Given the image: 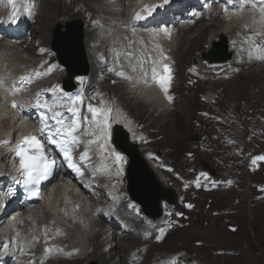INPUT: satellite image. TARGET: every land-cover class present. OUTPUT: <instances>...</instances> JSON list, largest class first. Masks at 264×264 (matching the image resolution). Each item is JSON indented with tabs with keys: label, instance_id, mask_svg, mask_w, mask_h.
Returning <instances> with one entry per match:
<instances>
[{
	"label": "rangeland",
	"instance_id": "374dc122",
	"mask_svg": "<svg viewBox=\"0 0 264 264\" xmlns=\"http://www.w3.org/2000/svg\"><path fill=\"white\" fill-rule=\"evenodd\" d=\"M41 1L39 2L40 4L38 3L40 6H38L39 8L37 11L36 18L35 20H33L30 26V29H29L31 36L28 38L25 36L24 42L22 44H17V43L8 44L7 41H4V43H1L2 45L8 46L9 48L13 47L11 49H8L2 46V48L11 51V54L14 53V56L9 55V54L0 56V62L2 60L1 63L4 64V66L0 67V73H1L0 77L1 78L5 79L6 77H11L15 75L17 76L23 72H26L28 66L32 67V64H34V62H37L36 58L38 56V53L40 52L47 51L49 52V57H52L53 55L55 56V54H53V52L51 53L50 51L52 49V44L54 43V37L55 35H57L58 40L61 43V41L63 40V37L67 33V26L71 22L79 21L83 27L86 25V22H87L86 18H82L81 14H77L79 11L81 13L85 12L84 17H87L89 14V12H87V8L84 7L83 3H80L82 0H41ZM106 1H103V2L105 4L106 3L109 4V2H106ZM123 2H124V5L116 7V8L110 7L109 11L120 10V12L122 11L121 13H126V11L133 5V3H132V0H123ZM50 3H53V4H50ZM48 6L53 7L52 13L56 14L55 15L56 22L52 26V29L50 30V36L48 35L49 40L43 42L41 39V34L39 32V29H40L39 22H40V15L42 14L43 10H45V8ZM0 13L2 16H4L6 14V11L1 12L0 10ZM65 13H67V15H64ZM72 14L74 15V17L69 18L70 16H73ZM214 14L215 13H212V15ZM37 18H39V20ZM97 18L98 17L96 16V19ZM104 19L105 18L103 17V20L102 19L101 20L104 21ZM126 20H127V17H126ZM203 23L204 25L200 24L201 28L207 25L209 21L204 20ZM95 24L93 22L92 23L93 27L91 26L92 31L95 28V37L93 41L94 43L92 42L91 44L89 42V45H90V49H92L93 51L91 52L92 60L97 64V59H95L94 57L97 53V50L99 48L101 49L102 42L108 43L109 41V38L107 39L104 37L96 36V35L101 36L99 31H101V33H104L106 36H109V37H113V36L118 37L119 40L117 42L120 41L121 35H124L125 33L124 31H121L123 34L120 35V30L117 28L114 30L113 29L107 30L108 33L106 34L105 33L106 27L104 25L98 26L96 28ZM179 28L177 27V29ZM193 34H195L194 37L197 35L195 32H193ZM180 35H182V33H180ZM95 39L97 41H95ZM43 43H45L44 45H46V47L49 43L48 46L50 48H43L41 46ZM81 43H82L83 53H84L83 54L84 55V66H86L87 74L89 73L87 76L88 81L90 82L92 80V83H93L95 81V77L91 76L92 72L90 71L92 61H90V59L88 58L85 45H83V36H82ZM220 43H221L220 37L212 39V45L220 44ZM114 44L116 45V43ZM63 45L64 43H62V46ZM212 45L208 42L207 44L202 43V45L200 46L198 50L193 49L192 52L190 53V56L186 58L185 63L183 64L184 65L183 68L181 67V72L180 73L176 72V75L178 74L179 76L178 75L176 76V80L174 84L175 87L173 86V89L171 91V95L175 97L174 99L175 105L174 107L171 108L172 110L174 109V111L167 118V120L169 121L168 127L172 128V130L174 129V131L178 130V136L181 139V141L176 140L175 151H173V146H171L172 144H169L172 134H169L166 130L163 131V129L159 125L162 122H158L156 119L158 118V115L164 110L163 107H160V106L157 107L152 104L151 106H149L150 103L146 102L148 110L145 113H140L139 110L136 109L135 111V109H132L131 107L126 106V104L123 103L122 100L119 98V94L115 95V92L105 91L103 90V87H99V85H97V87L100 88L101 91L103 90L104 93H106V96L109 98L111 104L112 102L115 104L114 106L116 108V113L113 114L114 111L113 110L111 111V114H110L111 121L114 123L119 122V121L122 122L126 118V122L128 123L129 126L133 128V131L136 133L137 138H134L135 140L131 142L139 146L140 155H138V158L140 160H138V163H139L140 168L142 166V172H144V174L148 173L146 175L148 179L151 180V178H149V175H150V177H152L157 182L160 188V191L162 193H163V190H169L172 193V197L169 198V200L172 201L171 203L166 202V200H159L157 205H155L154 203L151 202L150 204L151 209H149V212L147 213L146 211L143 210V205H141L136 199H133L130 195L128 171L126 169H123L120 166H117L118 164H116L115 167L113 168V170H116V171H113L112 169L106 170L107 172H112V171L114 172V173L112 172V176L110 178L117 176L120 179L118 183V187L120 186L119 189H121L122 191V194H120V196L121 198H123V200H121L123 203H122V206H116V208H117V211L121 210L119 212V218L120 219L122 218L121 220L127 223V225L129 226L128 232L125 234H121V235H127V236H130L131 238L136 239L134 240L135 242L133 246L131 247V248H136L135 253L131 255V257L133 258L132 260H135L136 264H140L141 262H142L141 264H160L165 259L169 261L168 264H173V262L175 264V259L177 255L180 256V261H181L180 264H204V263L205 264H225L226 262L223 260V256L226 258L227 257H237L241 247L247 246L246 241L238 245V243H240L238 242L240 238L258 237L260 239L261 237L262 238L264 237V197H263L264 193L263 194L259 193L257 190V186L264 184V164L262 163V161H257L256 164L252 163V160L256 156H264V130L261 131L260 135H258L253 130L249 129L250 124H252L254 121L252 117L256 113L261 112L260 109L264 107V97H257V96L256 97L255 96L237 97L236 95L229 94L228 92H223V89L225 88V86L222 85V81H229L230 80L229 78L226 79V76H221L219 78H216L210 75H205V72L201 76H199L197 71L192 70V69L197 68L194 66L200 63L202 54L204 53H206V55L210 54V52L214 48ZM226 46L228 47L229 44ZM176 47L177 45L175 46V48ZM15 48H17L18 52L15 51ZM227 51L229 50L227 49L226 53ZM114 55L115 54L113 53L110 54L111 57H114ZM43 58L46 59L47 56H44ZM48 62L49 61H47V63ZM220 64L221 63H218V64H207L206 63L205 65H206V69L210 71V74L212 73L211 75L215 76V73H216L215 70L221 67ZM79 65L83 67V63L81 61ZM52 66L53 68H55V74H53L51 81L48 83V85L58 84L62 78L67 77L66 74L64 75V72H63L64 69L61 68V70H59V65L57 64V61L55 58L52 59ZM114 67H116V65H113V68ZM3 74H5V76ZM50 74L51 73L49 71H46L45 76L48 77ZM227 76L232 77V75L230 74ZM12 78H9L8 80L10 79L14 80ZM37 78L38 79L35 82L34 81H32L33 83L31 82L30 86L23 85V87H20V88H23L24 90L21 89L19 91H16L14 93V95L16 94L15 96L13 97L10 96L12 98H11V102L9 103L12 104L13 101H15L17 104L25 106L26 104L24 102L25 98H30V97L34 98V95L37 93V91H40V88L43 87L42 82L44 81V78H41L40 76L39 77L37 76ZM213 82L217 84V87H216L217 92H215V94H208L207 92L208 85ZM111 84L113 85L111 87L118 86L114 84L113 82L111 83L106 82L104 85H111ZM239 85H240V81H235L234 86L232 87L235 88L236 86H239ZM120 86L124 87L123 85H120ZM35 89L37 91H35ZM121 89H123L122 91L123 93H128L126 91V88H121ZM129 90H131L130 87H129ZM132 95L134 94H130V95L128 94L126 96L130 98V96L132 97ZM135 97L137 98V100L143 101L138 96H135ZM208 97L210 98L207 102ZM131 99L132 98H130V100ZM182 104H184L186 108L182 109ZM209 104L211 105V107ZM10 111H12V109L11 108L8 109V107L0 108V134H1V131H3L5 127L1 124V122L5 120V118L3 119L2 115L4 113L5 114L10 113ZM218 113L223 119L222 122L221 121L218 122L216 121L217 119H213L209 117L211 116V114L218 115ZM149 114L152 117L151 120L148 119ZM144 116H146L147 118ZM115 117L117 118V121ZM158 120L164 121V119L162 120L160 118H158ZM142 123L145 125L143 126ZM101 124L102 123L97 125L96 128H100ZM187 128L189 129L187 130ZM92 133H93L92 140L96 141L97 138L99 137L100 132L99 130H93ZM140 134H142V136H140ZM228 134H229V137L225 138V136ZM156 137L158 138L156 139ZM155 139L157 142L153 141ZM243 141H244V145H243ZM179 142H181V144ZM95 150L97 154L99 153L102 154V151L99 150V147L97 144L95 145ZM249 152L252 153L250 163H248L249 157L244 158V156L248 155ZM188 153L189 155L193 154V156L189 158L186 157L185 154H188ZM236 156H239V157H236ZM235 159L239 160L240 165L231 166V164L229 163H234ZM98 160H100V157ZM97 162L98 161L93 162L92 160H90L89 165H87V169L89 172L87 170L85 171L86 175H88L89 173L90 174L95 173V175H99V180H101L99 184L102 185L101 192L97 193L96 191L95 194H93L90 197L91 199L90 203L94 200L91 203L92 208H94V206L97 207L99 204L108 202L107 200L101 202L100 196H102L103 193L107 195V192L104 190L107 188L108 180L110 178H104L105 179L104 180L102 177L100 179V176H103V172L101 169L104 170V167H102V164H101V165H98L99 167L97 168L96 167ZM130 163H131V159L129 157L128 166H125V167H128L129 169ZM165 163L172 167L171 168L172 171L170 169H165L166 166H163V164ZM154 167L156 168V170L154 169ZM259 168L260 170L258 171ZM174 170L177 173H181L183 171L189 172L190 170H193V172L197 174L195 178H196V181L199 180L200 186L203 187V189H207V190L215 189V194L206 192V193H200L199 196H195V194L186 192L185 190L182 189V187L177 182H175L173 178V173H176V172ZM203 171L205 172L208 171L209 173H211L212 177L216 178V179L214 178L213 181H217V182L212 183V181L211 182L204 181L206 183L203 184L202 182L205 179L203 178V176H201L198 173V172H203ZM119 174H121L122 176ZM228 178L229 179L231 178L230 180L233 182V184H231L229 181H226ZM218 180H221V181H218ZM96 186L97 185H95V187ZM68 189H69V193H72L73 195L71 185H68ZM94 190H97V189L95 188ZM233 190L234 191L236 190L235 193ZM78 197H81V196H78ZM64 199H65L64 203L67 204L64 209H69L70 204H72L71 200L73 198L71 197L67 199V197H65ZM180 200L183 203L185 202L184 208L178 207ZM205 201L207 203H205ZM228 201H230L231 203ZM212 202H214V204ZM190 203L194 204V207H195L192 213L191 211L189 212V210H187L189 208L187 207V205H191ZM44 204L46 203H41L37 207L44 206ZM175 206H176L175 211L177 212H170L168 210L167 211L173 214V217L171 218V220H176L177 218H179V222L182 225H184L183 228L172 230L169 234L165 235L164 231L166 230V226H164L163 232H159L155 234L149 241L145 242L143 238H149L148 235H150V231L152 230V227L154 225L156 229H160L162 227V225H160L158 222L159 220H161V218H164L165 222L170 221V220H167L168 217H166V208H174ZM153 207L157 209L159 208V215L156 214L157 211L155 212ZM227 207L228 209H226ZM230 207H231V210H230ZM86 208L87 210L84 209V211L86 213H90V210H89L90 206L87 205ZM39 214L40 212H36L35 214L30 213V215L28 216H38ZM64 214H66V212L63 213L62 216H64ZM86 217H90V216H86ZM97 220H98V217L96 216L93 218L90 217L89 219H84V222L85 221H86L85 223L88 222L90 226V228L88 229L89 231L88 233H86V235H84L83 232H79V230H78L79 233L77 234V230H75L74 227L65 228L64 226V227H60L58 230L56 229V232H58L57 237L52 238V240L55 239V242L58 245H60L59 241H65V242L67 241L66 243H62V245H60V246H63V249L65 248L64 250L66 252H68L66 256V260H70L72 258L71 251H73L74 249H75L74 251H76V249L82 250L81 251L82 253L92 252V250L94 249L93 248L94 246L91 244L90 241L93 237L97 236L96 232L97 230L101 228L100 226L104 225V223L100 222V220L98 221ZM130 220L137 224L140 223V220H144L145 222L144 221L142 222H144L145 227H143L142 229H136L135 227L136 225L131 224ZM93 221L94 222L96 221L97 224L94 223ZM49 226H50V230L55 229L51 227V224H49ZM66 231L68 232L67 234H65ZM196 231H201L202 233H205V235L203 234L204 237H216L215 239L218 240L217 241L218 244L216 243L213 246L206 247L204 244L203 238L201 236L195 235ZM59 232L65 236L62 237V235L59 234ZM36 233L37 231L35 232V225H33L30 231L28 232V235L30 234V236H34L36 235ZM210 233H211V236H210ZM109 235L110 234L104 235V233L102 232L100 237L99 236L96 237L97 241L99 242L105 241L104 246H102L103 249L100 248V251L105 252L106 256H108L107 252L110 249H113V252H115V245L117 243V239H116V240H113V245L109 244L108 243L109 240H106V239H109V237H107ZM157 237H161V238L158 240ZM174 237H177V238H174ZM48 238L44 237V240H47ZM232 238L235 241V243L232 240ZM25 241H26V238H25ZM143 241L146 243L145 245H142ZM37 243H38V240H37ZM106 243H108V245ZM151 244L157 245L158 248L161 249L157 252H164V258L162 257L158 259L155 257L156 253L151 252V249H152L150 247ZM72 245L73 246L77 245L78 247L72 248ZM110 245L113 246L114 248L111 247ZM108 246L111 248L108 249ZM146 249L147 251L149 250L150 251L147 252L145 251ZM140 254H142L145 257H143ZM216 256L222 259L219 262L214 263L211 258L216 257ZM190 258L192 259V261H189ZM111 261L109 264H118L120 261V258L118 257V255H114ZM126 263L133 264L130 261ZM82 264H98V263L93 260H90L85 263L82 262Z\"/></svg>",
	"mask_w": 264,
	"mask_h": 264
},
{
	"label": "bare ground",
	"instance_id": "6f19581e",
	"mask_svg": "<svg viewBox=\"0 0 264 264\" xmlns=\"http://www.w3.org/2000/svg\"><path fill=\"white\" fill-rule=\"evenodd\" d=\"M103 1H106V0H103ZM103 1L102 0H97V1L96 0H88V1L87 0H82L80 3H83L84 7L87 8V12H89V14H88L87 17H84L85 12L84 13H81L79 11L77 13V14H81V17L82 18H86V20H87L86 25L84 27L82 26L83 29H81V33H82V36H83V45H85L86 53L88 54V58L90 59V61H92L91 67H90L91 68L90 71L92 72L91 73V76H94L95 77V73L96 72H99L100 70H102V66H100L98 63L95 64V62L92 60V53L91 52H93V51H92V49H90L89 42L92 44V42L94 41V37H95V28L93 29V31L91 29L93 27L92 26V23L94 22V24H95V21L97 20L96 19V16L97 17H100L101 16V18L103 16L105 19H104V21H101V22L103 23L102 25H104L106 27V29H105L106 32L105 33L107 34L108 33L107 30H109V29H113L114 30V29H117L118 28L120 30V35L123 34L121 31H124V33H125L124 35H121V37H120L121 39H120L119 42H121L123 40V37H127L128 38V46L129 47L130 46H133V49L131 50L130 55H125L124 54L123 55V58H131V59L135 60V62H145L146 60L149 61V62L155 61V67H158V65H162V63L164 61L162 59V56L164 55V53L168 49L169 45H170L171 48L173 47V49H172V51H173L172 52V61L174 62V68H175L174 75H175V78L178 75V74L176 75V72H179V73L181 72V67L183 68V66H184L183 64L185 63L186 58L188 56H190V53L192 52L193 49L194 50H198L200 48V46L202 45V43L207 44V42H208V43H210L212 45V39L219 38L220 37V39L222 40V38H223L222 35H224V36L227 37V36H230V35H232L234 33L237 34L236 37L229 43V47H230L229 50L232 52V56L230 57V59L227 60L228 61V64L221 65L220 68L216 69L215 70V72H216L215 73V76L214 75H211L212 73L210 74V71H208L206 69V65H204V63L205 64L206 63L207 64H218V63H223V61H218V62H216V61L215 62L210 61V62H208L207 61V58H208L209 55H206V53H204V55H203L205 57H203V58L200 59V63L197 64V65H195L194 67H197V71H198V73L200 75H202L204 72H205V75H210V76L216 77V78H219L221 76H227L229 74L232 75V77L231 76L226 77V79L227 78L230 79L229 81H222V85L225 86V88L223 89V92H228L229 94L236 95L237 97H240V96L264 97V59H263L262 56L257 55L256 56L257 61L256 62H250V61H248L245 58V56L243 55V53L247 50V47H245L243 45L244 39L242 37V34L238 32L236 26L234 25L235 22H236L234 19H232L229 22H227L223 14L217 12L214 15H212V13H210L209 16L211 17V19H210L209 23L207 25H205L203 28H201L200 24H203L204 25L203 21L205 19V16H202L201 18L196 19V21L192 25H190L187 28V30H184V29L178 27L179 28V29H177L178 36L175 37L171 41V40H169L168 38H166L165 36H163L161 34L157 35L156 37L150 38L148 36V34H149V31L151 30L150 27H152V26L149 25V24H148V26L142 27L143 29L140 27V23H146L147 24L146 21L140 22V20H146L148 18V16H149V12L144 13L143 10L141 9V11H139L141 13V16H140L139 19H135L134 20V17L136 15L135 14V15H132V16L131 15L127 16V20H126L125 13L119 14L120 12H118V10L117 11H109V8L110 7H115L116 8V7H119V6L124 5L123 0H117L115 5L113 3H111V2H109V1H106V2H109V4L108 3L105 4ZM182 1L183 0H174V2L177 3L176 5L178 6V9L179 10L181 9V5L183 3ZM144 2L150 3V0H132V3H133L132 6H140ZM50 4H53V3H50ZM106 7L108 8V12L106 10ZM144 7L147 8V6H144ZM119 9H121V8H119ZM161 9H164V7L163 8L157 7L156 8L157 17L154 19L155 22H159L160 21L161 24H163V20L166 21L167 19H169V23L173 22V19H172L173 18V15L171 13L172 12L174 13V11H173L172 6L171 5L170 6H167V10L166 11H163L161 13V15H160V10ZM52 10H53V7L52 6H48V7L45 8V10H43L42 14L40 15V22H39L40 24L39 23L38 24L40 26L39 32L41 34V39H42L43 42L49 40L50 30L52 29V26L56 22V18H55V15L56 14L55 13H52ZM186 13H187V11H181V15H180L181 18H183ZM64 15H67V13H65ZM257 15L258 16H261V12H258ZM71 17H74V15L73 16H70L69 18H71ZM119 17L125 18V19H123V22H125V23L122 25V28H119V27H115L114 26V22ZM175 17H176V15H175ZM35 18H36V16L34 15V20H35ZM37 19L39 20V18H37ZM253 19H255V17H253ZM102 20H103V18H102ZM245 22L246 21H244L243 23H245ZM193 32H195L197 34L195 37H194L195 34H193ZM180 33H182V35H180ZM96 36H98V37H104V38H107V39L109 38V41L112 38V37H109V36H106V35L105 36L96 35ZM138 38L140 40L139 45L142 46V48H139L138 41L136 42V44H132L133 41L136 40V39H138ZM118 40L119 39L117 37V41ZM129 40H131V42H129ZM4 41H7V40L0 39V46H1L0 47V56L1 55H8V54L14 56V53L11 54V51L4 49V48H8V49L13 48V47H10L9 48L6 45H2L1 43H4ZM7 42H8V44H13L11 41H7ZM170 42H171V44H170ZM20 44H22V43H20ZM44 44L45 43H43L41 45L43 48H50L48 46L49 43H48L47 47ZM101 44H102L101 49L99 48L97 51L100 52V54L102 55V57L104 59L103 61L106 62L107 60L112 59V64L113 65L119 64L118 61H115V60H117L116 55H114V57H111L110 56L111 53L114 54V50L109 46V44L106 43V42H102ZM116 45H119V47H121V44H116ZM176 45H177V47L175 48ZM2 46H4V48H2ZM212 46H215V44H213ZM257 48H259V47H254L252 50H255ZM106 49H107V51H106ZM226 50H227V48L225 49V52H226ZM15 51L18 52L17 48H15ZM230 51H227V53L231 54ZM106 52H108V54H106ZM156 52H158L161 55L159 58H156V56H155L157 54ZM187 60H189V59H187ZM1 62H2V60H1ZM1 62H0V64H3ZM224 62H226V61H224ZM122 67H125V65L123 64ZM105 68H110V67L106 65L105 67H103V70H105ZM138 69L139 70L142 69V63H139L138 64ZM93 72H94V74H93ZM100 72L103 75H105V78H104V80H102L99 83H97V85H99V87H103V90H105V91L115 92V95L116 94H119V98L122 100V102L125 103L126 106H129L132 109H135V111L137 109V110H139L140 113H145L148 110L147 109L148 107L146 105L147 103L144 100L143 101L137 100V98L135 97L137 95H135V96L132 95V97L130 96V98H132L133 100L132 99L130 100V98H128L126 96L128 94L129 95L131 94L130 93L131 90H129V87L132 88L134 86V87L137 88V91L138 92H140L142 94H146V95H151V96L155 95V96H157L159 98V100H161V96L154 90V85H151L152 84V78H145V79H143V81L134 79L133 80V83H132L133 85H129V86H126V87H122V86H120L121 85L120 82H118V83L116 82L117 78L114 75L104 74V72H102V71H100ZM0 75H1V73H0ZM3 75L5 76V74H3ZM17 76H19V78H18L19 82H16V81L10 79V80H8V83H4V80L5 79L0 77V80L3 81V85H4L3 87H0V95H3V101L0 100V108L1 107H4V108L5 107H8V109H10V108L12 109V111H10V114H12L11 117L5 118V120L1 122V124L3 126H5L4 127L5 133L2 132L0 134V142H7V143H0V193L2 192L4 194H5L6 188L9 186L8 185L9 180H12L13 178L17 177L18 174H17V170H14V169H12V170L11 169H4L3 166H5V160H6V158L9 159L11 157V155L14 154L15 143L20 139V136H21V135L20 136L18 135L19 131H22V129H21L20 126H23L26 123V120H25V117H24V113L21 110V108H24L26 106H23V105H20V104H17L16 103L18 105V107L17 108H13L11 106L12 104L9 103V102H11V98L16 95V94L15 95L13 94V92L11 91V89L12 88H17L18 91H19V90L23 89V88H20V87H23V85H24L23 83L26 82L27 75L25 73H24V77L22 76V74H19ZM86 81H87V83H86ZM235 81H240V85L239 86H236L235 88H233L232 86H234V82ZM31 82L32 81H30V83ZM88 82L89 81H88V77L87 76L86 77H79V78H77L76 79V85H78V88L73 93H62V92L53 93L52 91H50L49 94H48V96L53 101V103L51 105H53L55 103H59V104L62 105L61 106L62 108H72V107H75L76 108V106L73 105L71 103V101L77 99L78 92H79V87L80 86L85 87V88H88ZM106 82L107 83L108 82H110V83L113 82L114 84H116L118 86L111 87V86H113L112 84L111 85H104ZM92 87H93V85H92ZM216 87H217V84L215 82L209 84L208 85V88H207L208 94H215V92H217ZM121 88H126L127 92L128 91L129 92L128 93H123L122 92L123 89H121ZM185 89H186V87H185ZM103 90H102V92H103ZM173 93H175V92H173ZM178 93H180V92H178ZM37 94H39V93L37 92L34 95V98H31V97L30 98H25L24 99V102L26 104L36 106ZM10 96H12V97H10ZM178 101H180V100H178ZM155 104H157V103L155 102ZM174 105H175V101L173 102V105H166V104L162 103V106H160V105L157 104V107L160 106V107H163V109H164L158 115V118H160L162 120L164 119V121H160V120H158V118H156L158 122H162L159 125L161 126V128L163 129V131L166 130L169 134H172L171 135V140H170V143L169 144H172L171 146H173V151H175V149H176V144H175L176 140L177 141H181V139L178 136V130L177 131L176 130L174 131V129L172 130V128L168 127L169 126V124H168L169 121L167 120V118L169 117V115H171L173 113L174 109L172 110L171 108L174 107ZM209 105H208V107H209ZM149 106H151V104ZM210 107H211V105H210ZM54 108H56V107H53L52 109H54ZM184 108H186V106L184 104H182V109H184ZM260 110H261V112L256 113L252 117L254 121L249 126V129L250 130H253L258 135H260L261 134V131L264 130V107H262V109H260ZM42 114H44V112H42ZM42 114L38 113V116L41 117ZM144 117H146V116H144ZM211 118L217 119L216 121H218V122L221 121L220 118H219V116L216 115V114H211ZM148 119L149 120L152 119V117L150 116V114L148 116ZM199 119H201V118H199ZM116 121H117V118H116ZM102 125L103 124H101V126ZM144 125L145 124H143V126ZM116 128H117L116 129L117 132H116L115 139L118 142V147L122 150V152H124L123 151V148L124 147L126 149H128V150H133L134 149V151H135V153H136V155L138 157V155H140L139 146H137L136 144H134V143L131 142L132 141V137L128 133V131H130L131 134L132 133H135L133 131V128L131 126H129V125L127 127H124V126L121 125V123L116 124ZM188 129L189 128H187V130ZM11 131L13 133L10 136V132ZM121 132H123L124 135L126 136V140L124 142L122 141L120 143L121 136H119L117 138V134H120ZM233 132H234V130H233ZM2 134H5V135L2 136ZM156 134H154V135H156ZM140 136H142V134H140ZM232 136H233V134H232ZM228 137H229V134L225 136V138H228ZM4 138H6V139H4ZM157 138L158 137H156V139ZM156 139L153 140V141L157 142ZM110 141H111V139H110ZM179 143L181 144V142H179ZM121 144L124 146L123 148H122ZM243 145H244V141H243ZM168 150H169V148H168ZM99 154H101V153H99ZM185 156L189 158V157H192L193 154H190L189 155V153H188V154H185ZM102 157H103V160L105 161V166L108 165L111 162L110 159H107L104 156H102ZM165 164H163V166H166L169 169L172 168L170 165H168V164L165 165ZM229 164H231V166H233V165H240L238 159H235V162L234 163H229ZM87 165H89V163L86 164V167H87ZM117 166H119V164ZM96 167L97 168L99 167L98 166V162L96 163ZM100 169H101V167H100ZM154 169L156 170L155 167H154ZM244 170H245V168H244ZM259 170H260V168L258 169V171ZM113 171H116V170H113ZM112 172H107V171H104L103 170V179L104 178H110L112 176ZM119 172H120V170H119ZM119 175H121V174H119ZM196 176H197V174H195L193 172V170H190L189 172H184L183 171L181 173H177V172L176 173H173V178H174L175 182H177L182 187V189L185 190L186 192L191 193V194H195V196H199L200 193H206V192H210L211 194H215V189L207 190V189H203V187H201V186L197 187L196 186V178H195ZM126 178H127V176H126ZM54 181H55V185L58 184V182H59L57 180V177L54 178ZM100 181L101 180H99V175H96L95 185H97L96 186V189L97 190H95V191H97V193H100L101 192V189H102V185L99 184ZM114 181L116 182V184L112 188L113 189V192L116 195H119L122 192L121 189H119L120 186L118 187V183H119L120 179L117 176H114V177H112V182H114ZM10 183H11V181H10ZM118 190H120V191H118ZM235 191H234V193H235ZM55 192L58 193V194L55 196V198L53 199L52 202H49L48 205L47 204H44V206L37 207L39 204L42 203L40 201H37L35 204H33L32 206H30L31 207V210H26V219L27 220L32 219V221H34V220H37L38 221V223H33L32 225H28L26 227V229H25L27 235H28V232L30 231V229L32 228L33 225H35V232L37 231V233H36L37 237L35 238L36 245L33 248L34 250H37V251L36 252L34 251L35 252V255H34L33 250H30L28 252V254L26 255V258H27L26 261H28V262L33 261L31 264H82V262L85 263V262H88L90 260H93V261L97 262L98 264H109L110 261L113 259L114 255H118V257L120 258V261H119L118 264H127L126 262H129V261L131 263H133V264H136V261L135 260H132L133 258L131 257V255H133L135 253V251H136V248H131L133 246L134 242H135L134 240H136V239L135 238H131L130 236H127V235H118L117 233L115 234V237L113 239V240H116L117 239V243L115 245V252H113V249H110L107 252L108 253V256L105 255V252L100 251V248L101 249H103V248L100 245V242L97 241V238H96L99 235H97V236L95 235L96 237H93L91 239V241H90L91 244L94 246L93 247L94 248L93 249L94 251H92L91 253H82L81 255H79L78 253H76V251H74L75 250L74 249L73 251H71V256L73 258L72 260H66V258L64 259V257H63V258H60V259L54 261L52 258H50L52 255L56 254V250H55L54 247L57 246L58 244L55 242V239L52 240V238H56L58 232H56V229L50 230L49 224H51V227H53V228H55L56 226H58V228L64 227V226L66 227L70 223H69V221L65 220L64 217L65 216H70L69 215V212L75 213L71 217L73 219H78L80 221L81 220L84 221V219H89L90 217L91 218H93L95 216L98 217V215H97V208L94 209L95 208L94 205H93L94 208H92L89 205L90 206V208H89L90 213H86L84 211V209L87 210L86 206L88 205V200L85 199L86 200V202H85V200L82 199L81 197H74L72 195V193H69L68 185H65V183H62L59 186H57L56 189H55ZM74 192H73V194H74ZM46 194H47V190H46V188H44L43 190H41L39 196L41 197V199H44L46 197ZM162 194L165 195L166 197H172V193L169 190H163V193ZM107 195H108V192H107ZM107 195H105L103 193V195L100 196L101 197V202L102 201H105V200H108ZM78 196H81V195L78 194ZM139 196H140V200H146V197H145V195L143 193H141ZM225 196H227V195H225ZM65 197H67V199L70 198V197H73V199L71 200L72 201V204H70L69 209H64L66 207V205H67L66 203H64V201H65L64 198ZM182 197H184V196H182ZM2 200L6 203L8 201V198L7 197H2L0 195V202ZM162 200H166V198H164ZM230 201H228V202H230ZM68 202H69V200H68ZM181 203L183 204L182 201H181ZM205 203H207V202L205 201ZM212 203L214 204V202H212ZM190 204H191V207L188 208L187 210H189V212L191 211V213H192L195 207H194V204H192V203H190ZM77 207H78V209H76ZM178 207L179 208L181 207L180 203H179ZM149 208L151 209V205H150ZM153 208H154V211L155 212L156 211L159 212V208L158 209L155 208V207H153ZM226 209H228V207ZM10 210H12V207L10 208ZM230 210H231V207H230ZM36 212H40V214L38 216H28V215H30V213L35 214ZM65 212H66V214H64V216H62V214L65 213ZM107 212L108 211H104V213H107ZM173 212H177V211H173ZM182 213H184V212H182ZM120 214H122V213H120ZM86 216H90V217H86ZM121 216H123V215H121ZM82 217H83V219H82ZM167 217H168L167 220H170V221L165 222L164 218H161V220H159L158 222H159L160 225H162V227L160 229H156L155 228V225H154L152 227V230L150 231V235H148L149 238H143V240L145 242L149 241L155 234L161 232V229H163L164 226H166V230L164 231L165 235L169 234L172 230L179 229V228H183L184 225H182L179 222V218H177L176 220H171V218L173 217V214H171V213ZM23 218L24 217H18V219L21 220V221H23ZM204 218H205V216H204ZM128 219H129V217H128ZM16 220L17 219H15L12 222L7 221L8 222L7 225H5L3 229H0V231H6V230H8L9 227ZM98 220H99V217H98ZM142 221H144V220H140V223H138V224L135 223V222H132V221L130 223L136 225L135 226L136 229H142L143 227H145L144 226V222L145 221L144 222H142ZM94 223L97 224L96 221ZM85 224H86L87 229H89L90 226H89L88 222L85 223ZM74 229L77 230V234L79 232H83L84 231L83 229H79V226L78 225H75L74 226ZM78 230H79V232H78ZM21 231H23L22 228H21ZM99 231H101V230L99 229ZM67 233L68 232L66 231L65 234H67ZM122 234H125V233H122ZM203 234L205 235V233H202L201 231H196L195 232V235L201 236L203 238V241H204V244H205L206 247L213 246V245H215L217 243L218 240L215 239L216 237H204ZM15 235H14V239L13 240H15V238H16ZM61 235H62V237L65 236L63 234H61ZM11 236H12V234L9 231L0 234V238H3L4 240H7V238H9ZM210 236H211V233H210ZM44 237H46V238L49 237V238L47 240H44ZM218 237H219V235H218ZM174 238H177V237H174ZM37 240H38V243H37ZM106 240H109V239H106ZM232 240H233V238H232ZM144 241H143L142 245H145L146 244ZM223 241H225V240H223ZM244 241H246V245L247 246L246 247H241V249L239 250V254H238L237 257H227L226 258V257L223 256V260L226 262L225 264H264V237L263 238L261 237L260 239L258 237L240 238L239 241H238L240 243H238V245L241 244ZM9 242L11 243V240H9ZM59 242H60V245H62V243H66L67 241L66 242L65 241H59ZM108 243L110 244V240L108 241ZM108 243H106V244L108 245ZM234 243H235V241H234ZM1 246H2V244L0 242V247ZM19 246L23 247L24 250H25V247H26L25 238L21 240V243H20ZM75 247H78V246L77 245L76 246H73L72 245V248H75ZM111 247H113V246H111ZM150 247L152 248L151 249V252H155L156 253L155 254L156 255L155 256L156 258H158V259L159 258H162V257L164 258V252H157V251L161 250V249L158 248L157 245L151 244ZM46 248L47 249H50V251L46 252L45 251ZM24 250H23V252H24ZM145 251H147V249ZM149 251H147V252H149ZM40 252H42V254H43L42 257L40 255ZM143 253H145V252H143ZM140 255H142V254H140ZM143 257H145V256H143ZM138 258H139V256H138ZM40 259H42V260H40ZM211 259H212V261L214 263H217L222 258H218L216 256V257H212ZM189 261H192V259L190 258ZM168 262L169 261H167L165 259L160 264H168ZM180 263H181L180 256L177 255V257L175 259V264H180Z\"/></svg>",
	"mask_w": 264,
	"mask_h": 264
},
{
	"label": "snow or ice",
	"instance_id": "6c2138e0",
	"mask_svg": "<svg viewBox=\"0 0 264 264\" xmlns=\"http://www.w3.org/2000/svg\"><path fill=\"white\" fill-rule=\"evenodd\" d=\"M14 0H9V3L12 4ZM22 3L26 5L27 0H22ZM167 3V0H165ZM241 10H244L247 6H250L252 9L260 8L261 9V17L264 19V0H240ZM149 14H151V10H149ZM141 16L140 12H137L134 20L139 19ZM167 59V57H165ZM165 71L170 72L167 66H165ZM154 76L153 79H156L155 69L153 70ZM118 76H122V73H117ZM171 81V76L168 75L161 83V89L165 92L166 98L171 102L172 97L167 96L168 91V84ZM3 81L0 80V87H3ZM59 90V89H57ZM11 91L13 94L18 91L17 88H12ZM73 105L77 103L76 100L71 101ZM13 108H17L18 105L15 101H13L12 105ZM36 106L41 108H46L51 110L53 107H61L62 105L59 103H55L53 105L48 104H40L39 102V94H37V101ZM69 111L74 114V116L78 113V109L75 107L69 108ZM88 111L92 113V123L98 125L100 123L98 117H103V128L102 133L107 132L110 128L109 124V116L111 114V109L104 110H97L89 105ZM62 114L58 111L53 112V119H55V123L57 126L54 128L48 127V124L45 121L44 117H41V127L40 133L41 135L45 136V139L49 145H54L53 151H59V153L63 156L64 162L68 164L73 171L79 174V169L76 167L75 163L73 162L72 158V151L73 149L80 143L79 136L75 135L79 128L80 124L77 122L75 118L71 120L70 125H65L62 118H60ZM84 120L87 121V117H84ZM85 134L92 135L93 133L87 132L85 129ZM99 138V137H98ZM95 141L89 140L88 143L92 144ZM0 143H7V142H0ZM103 147V145H101ZM15 156L18 157V162L21 170V175L23 176V183L29 187L31 196L37 197L39 194L38 185L44 181L49 179L52 174L53 170L57 166L56 159H50L47 156V153L44 148V144L37 139L36 136L25 137L20 145H18L17 150L15 152ZM87 158V153L85 152L81 159ZM117 160L122 159L119 155H117ZM257 161H264V156H256L252 163L256 164ZM196 186L199 187V180L196 181ZM13 193L9 191L7 195L11 196ZM187 207H191V205H187ZM164 230L161 229V232ZM161 237H157L159 240ZM46 252L50 251V249H45ZM174 264V262H173Z\"/></svg>",
	"mask_w": 264,
	"mask_h": 264
},
{
	"label": "water",
	"instance_id": "95a60500",
	"mask_svg": "<svg viewBox=\"0 0 264 264\" xmlns=\"http://www.w3.org/2000/svg\"><path fill=\"white\" fill-rule=\"evenodd\" d=\"M81 29L82 25L79 21L71 22L67 26V33L63 37L61 43L59 42L57 35H55L54 43L52 44V50L56 53L59 62L66 68L68 74V79H66V82L63 86V88L67 91H72L74 89V85L69 84V80H71L76 75L85 76L87 74L86 66H84ZM62 43H64L63 46ZM213 47V50L210 52V54H208L210 57L208 61H223L221 57L226 56L224 40L222 39L220 44H215ZM80 61L83 63V67L79 65ZM119 136H121L120 143L122 141L124 142L123 135L117 134V138ZM121 146L122 148L124 147L122 144ZM123 151L131 159L128 169L130 195L133 199H136L141 205H143V210L148 213L151 202L157 205L159 200L164 198L169 200L170 197H166L160 192L157 182L152 177H150V175L149 178H151V180L148 179L146 176L148 173L144 174V172H142V166L140 168L138 163V160L140 159L137 157L134 149L128 150L124 147ZM141 193L145 195L146 200H140L139 195ZM156 214L159 215V212Z\"/></svg>",
	"mask_w": 264,
	"mask_h": 264
}]
</instances>
